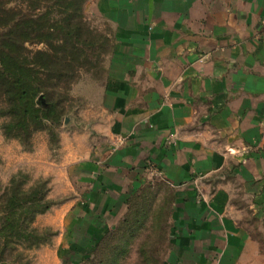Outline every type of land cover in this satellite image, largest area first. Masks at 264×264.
Instances as JSON below:
<instances>
[{
  "label": "crops",
  "instance_id": "0c3cea01",
  "mask_svg": "<svg viewBox=\"0 0 264 264\" xmlns=\"http://www.w3.org/2000/svg\"><path fill=\"white\" fill-rule=\"evenodd\" d=\"M90 7L110 48L91 107L60 131L59 160L42 163L49 197L66 199L35 219L56 233L36 264L87 256L153 174L175 194L165 264H254L262 254L251 224L264 222V0Z\"/></svg>",
  "mask_w": 264,
  "mask_h": 264
},
{
  "label": "trees",
  "instance_id": "16d2710c",
  "mask_svg": "<svg viewBox=\"0 0 264 264\" xmlns=\"http://www.w3.org/2000/svg\"><path fill=\"white\" fill-rule=\"evenodd\" d=\"M87 1L0 0V117L5 139H15L23 147L30 146L40 131L56 139L53 128L61 126L62 114L55 91L75 81L90 51L100 63L95 44L86 37L90 34L84 23ZM26 44L44 48L32 50ZM49 192L44 180L27 187L21 173L2 189L0 257L15 245L32 249L51 242L55 232L33 227L36 217L54 204Z\"/></svg>",
  "mask_w": 264,
  "mask_h": 264
},
{
  "label": "rangeland",
  "instance_id": "374dc122",
  "mask_svg": "<svg viewBox=\"0 0 264 264\" xmlns=\"http://www.w3.org/2000/svg\"><path fill=\"white\" fill-rule=\"evenodd\" d=\"M94 1L88 0L84 5V23L90 32L86 37L91 40L92 46L95 44V53L101 56L100 63L96 64L94 51H90L85 67L77 70L75 81L67 86L61 84L55 91L54 99L58 100V108L62 114L61 126L53 128L56 139H50L47 131H40L34 134L30 146L23 147L19 141L3 137L1 125L4 119L0 117V194L10 179L19 173L26 176L27 187L40 180L48 182L50 192L54 187L53 177L42 176L45 173L42 163L59 160V134L65 126L68 129L66 120L72 122L73 127L78 126V121L83 119L80 116L83 109L91 107L92 98L86 97L90 96L93 82L103 74V63L110 48L106 22L96 18L90 10V4ZM26 46L32 50L44 48L43 45ZM33 154H38L37 165H31ZM58 187L61 190L59 183ZM50 192L48 198L54 203L51 208L59 206L66 199L64 195L49 197ZM174 198L172 188L161 179L160 174H153L129 196L120 221L105 234L98 247L96 244L87 256L67 261V264H165L171 248V205ZM33 227L40 231L45 229L34 225ZM251 234L260 244L262 254L254 264H264V222L251 224ZM47 245H51V242L42 246ZM40 247H10L0 257V264H36L35 251Z\"/></svg>",
  "mask_w": 264,
  "mask_h": 264
},
{
  "label": "water",
  "instance_id": "95a60500",
  "mask_svg": "<svg viewBox=\"0 0 264 264\" xmlns=\"http://www.w3.org/2000/svg\"><path fill=\"white\" fill-rule=\"evenodd\" d=\"M68 123H69V122L66 120L65 125H68Z\"/></svg>",
  "mask_w": 264,
  "mask_h": 264
}]
</instances>
